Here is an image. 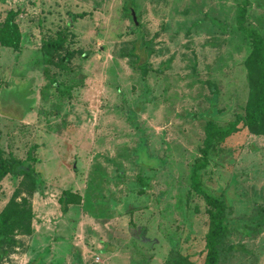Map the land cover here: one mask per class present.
Returning a JSON list of instances; mask_svg holds the SVG:
<instances>
[{
    "label": "rangeland",
    "instance_id": "rangeland-1",
    "mask_svg": "<svg viewBox=\"0 0 264 264\" xmlns=\"http://www.w3.org/2000/svg\"><path fill=\"white\" fill-rule=\"evenodd\" d=\"M250 2L248 25L264 36V0ZM238 3L3 0L0 22L22 10L23 41L20 52L0 47V148L33 173L36 192L33 236L0 264L204 263L207 207L190 174L205 121L216 109L234 121L248 100ZM60 32L81 53L66 70L41 55ZM218 154L202 179L227 204L219 264H264V137L242 128ZM23 178L2 181L0 213ZM64 191L82 199L67 213Z\"/></svg>",
    "mask_w": 264,
    "mask_h": 264
},
{
    "label": "trees",
    "instance_id": "trees-1",
    "mask_svg": "<svg viewBox=\"0 0 264 264\" xmlns=\"http://www.w3.org/2000/svg\"><path fill=\"white\" fill-rule=\"evenodd\" d=\"M2 2L3 0H0V5ZM238 2L237 27L252 45V51L245 61L249 85L248 100L244 113L235 115L234 121H224L223 115L227 112L219 109H216L219 116L217 121L211 119L205 121V138L200 149V157L192 166L190 174L191 191L202 199L207 207L209 229L205 236L206 252L203 264L220 263V246L229 232V225L224 197L211 195L204 189L202 172L207 170L211 160L219 155L222 145L242 128L255 136L264 137V36L259 30L248 25L250 0H238ZM124 11L125 16L132 19L131 12L126 5ZM5 13L4 20L0 22V47L20 52L23 37L17 19L22 10L9 9ZM67 42V36L61 32L55 38L43 40L41 55L44 63L68 69L71 60L81 53L67 49ZM147 66V63L137 65L144 84L148 74ZM2 81L0 73V88ZM205 115L207 113L200 114L197 118L201 119ZM220 122H227L226 126H220ZM20 167V160L13 156L6 157L0 148V185L11 174L18 173L24 177L23 187L16 191L0 213V259L7 256L13 249L25 247L20 237L32 238L33 236L32 200L36 192V179L33 173L29 170H20ZM81 201L80 196L64 191L58 203L62 212L67 213L70 205H78ZM255 217H257L256 223H260L259 226L262 225L260 221V218H263L262 211ZM178 264L184 263L181 261Z\"/></svg>",
    "mask_w": 264,
    "mask_h": 264
},
{
    "label": "water",
    "instance_id": "water-1",
    "mask_svg": "<svg viewBox=\"0 0 264 264\" xmlns=\"http://www.w3.org/2000/svg\"><path fill=\"white\" fill-rule=\"evenodd\" d=\"M131 14H132L133 22L135 23L136 26H138L139 23H138V21H137V16H136L135 11H132Z\"/></svg>",
    "mask_w": 264,
    "mask_h": 264
},
{
    "label": "built area",
    "instance_id": "built-area-1",
    "mask_svg": "<svg viewBox=\"0 0 264 264\" xmlns=\"http://www.w3.org/2000/svg\"><path fill=\"white\" fill-rule=\"evenodd\" d=\"M95 260H96V263H97V262H99V261H100V258H99V257H97Z\"/></svg>",
    "mask_w": 264,
    "mask_h": 264
}]
</instances>
